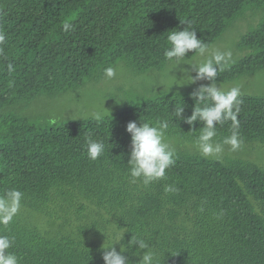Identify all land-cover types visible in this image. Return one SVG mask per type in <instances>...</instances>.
Listing matches in <instances>:
<instances>
[{
  "label": "trees",
  "instance_id": "obj_1",
  "mask_svg": "<svg viewBox=\"0 0 264 264\" xmlns=\"http://www.w3.org/2000/svg\"><path fill=\"white\" fill-rule=\"evenodd\" d=\"M248 11L256 19L235 41L244 53L217 82L264 70V0H0V194L23 193L0 234L14 239L19 264H103L102 247L121 232L125 244L131 233L144 240L156 264H264V163L174 149L163 179L145 186L129 175L127 123L168 121L166 136L194 142L202 124L178 121L174 110L184 105L191 115L195 89H144L100 122L24 114L34 100L96 81L117 63L132 75L162 70L167 31L188 26L210 46ZM239 99L241 143L264 147V94ZM216 127L217 142L232 130L230 121ZM88 137L105 145L96 160L86 154ZM136 250L124 253L132 264Z\"/></svg>",
  "mask_w": 264,
  "mask_h": 264
},
{
  "label": "clouds",
  "instance_id": "obj_2",
  "mask_svg": "<svg viewBox=\"0 0 264 264\" xmlns=\"http://www.w3.org/2000/svg\"><path fill=\"white\" fill-rule=\"evenodd\" d=\"M181 23H188L182 22ZM73 27L68 20L64 21L61 30L68 32ZM168 47L164 50L163 56L167 66L176 70L181 64L191 66L195 76H190L188 70L183 69V74H187L189 83L199 80L208 81L196 88L191 96L195 101L191 115L184 117V105L175 108V119L183 120L189 126L199 121L202 124L195 144L197 150L205 157H218L223 151L224 145H229L233 151L241 144L239 134L238 114L240 112L239 99L241 91L239 87L227 89L217 85L218 72L225 70L232 62L231 51L216 50L211 55H206L209 51L207 43L197 38L195 29L186 26L183 30L174 29L167 31ZM6 40L3 31H0V44ZM193 52L200 57H204L198 63H183L186 54ZM12 70V65H9ZM104 76L111 79L116 76V68L109 66L103 70ZM188 83V84H189ZM106 114H110L103 109L94 110L89 115L90 118L100 122ZM226 121L231 122V133L224 137L221 142L215 141L217 136V125H223ZM169 127L168 121H158L153 123L140 119V122L130 121L126 125V132L130 134V152L127 161L129 175L132 182L141 181L145 186L153 181L161 180L165 177L166 169L175 164V152L169 143L165 141V132ZM195 132V131H194ZM86 154L89 159L96 160L105 151L103 141L86 138ZM166 192L175 191L172 186L165 187ZM23 193L18 189H8L0 194V224L8 225L19 212ZM124 233L114 234L110 243L102 247L103 264H132L124 253L133 245L137 246L133 255L139 254V260L135 264H156V252L142 240L138 235L131 233L127 243H123ZM14 239L8 235L0 234V264H19V258L9 251L12 248ZM120 245L117 251L114 245Z\"/></svg>",
  "mask_w": 264,
  "mask_h": 264
},
{
  "label": "rangeland",
  "instance_id": "obj_3",
  "mask_svg": "<svg viewBox=\"0 0 264 264\" xmlns=\"http://www.w3.org/2000/svg\"><path fill=\"white\" fill-rule=\"evenodd\" d=\"M255 19L256 16H251V12L248 11L245 15L235 20L228 30L209 46V51L206 55H211L216 50H230L232 59L241 56L244 52L237 50L235 41L239 34L245 31ZM203 59L204 57L196 54L187 58L183 63H198ZM119 64L117 63L113 66L116 68L115 77L107 79L102 75L98 80L89 81L78 89L66 91L51 98L40 97L42 99L38 98L25 106L31 112L25 110L24 114L34 121L47 122L86 116L94 110L103 109V106L106 112L112 113L122 107L127 101L138 100L144 89H153L154 91H161V89L164 91L165 89L169 90L173 88L177 90L182 88L196 89L200 85L208 83L206 80L189 83L190 79L187 74H183V69L188 70V74L193 77L195 76V72L187 64H181L176 70L166 65L162 70H150L141 75H132L126 72ZM217 85L224 89L233 86L239 87L243 93L264 94V70L234 81L217 82ZM177 137L165 135V141L175 150L200 154L195 141L180 140ZM224 156L251 159L262 164L264 163V147L258 144L247 145L241 143L240 147L233 151L229 145H224L223 151L218 157L210 158H222ZM40 221L41 219L38 221L39 225Z\"/></svg>",
  "mask_w": 264,
  "mask_h": 264
}]
</instances>
